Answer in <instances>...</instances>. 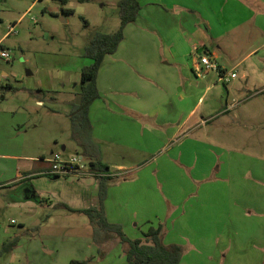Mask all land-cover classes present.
<instances>
[{
    "label": "crops",
    "instance_id": "0c3cea01",
    "mask_svg": "<svg viewBox=\"0 0 264 264\" xmlns=\"http://www.w3.org/2000/svg\"><path fill=\"white\" fill-rule=\"evenodd\" d=\"M141 5L137 21L126 27L117 52L104 59L97 77L101 98L90 110L93 138L111 175L105 202L108 220L122 225L131 239L143 238L150 227L161 225L166 244L186 247L182 264H264V173L215 172L208 149H199V144H204L191 138L206 122L204 115L197 117L210 89L197 83L202 55L213 56L228 72L230 59L231 72L241 74L246 82L245 92L251 91L250 81L264 77V0H141ZM7 35L0 39L4 49ZM29 92L37 94L39 106L47 95L55 99L59 93L53 86ZM76 102L69 99L66 103L72 110ZM0 112L4 118L10 110ZM2 122L0 119V125ZM53 139L56 143L66 141L58 135ZM70 147L63 143L62 152L53 150L51 158L25 157L27 163H15L10 169L2 160L21 161L22 146L19 154L0 152V172L15 173L12 180L0 182V198L3 190L26 181L60 180L46 172L54 155L66 159L76 155L65 156ZM160 150L164 154L155 156ZM76 153L83 154L80 147ZM66 182L73 184L68 191H53L52 196L47 192L40 197V204L55 210H68L56 208L57 204L75 210L99 205L100 184L90 169L68 176ZM201 183L204 185L199 187ZM219 184L222 187L217 188ZM221 188L225 200L219 202L213 196ZM36 192L38 195L39 189ZM73 213L82 216L79 225L85 230L73 224H61L57 230L48 225L51 232L44 237L70 247H46L58 254L47 264L88 258L89 264H94L92 225L85 214ZM52 217L47 215L46 222ZM13 231L0 222V249L13 239ZM111 244L122 246L115 234H107L104 245ZM62 247L69 251L62 254L58 250ZM125 250L123 245L115 262L108 258L96 264H126Z\"/></svg>",
    "mask_w": 264,
    "mask_h": 264
},
{
    "label": "rangeland",
    "instance_id": "374dc122",
    "mask_svg": "<svg viewBox=\"0 0 264 264\" xmlns=\"http://www.w3.org/2000/svg\"><path fill=\"white\" fill-rule=\"evenodd\" d=\"M118 1L70 0L63 6L59 0H0V39L16 25V33L7 35L4 41L11 59H0V110H10V114H5L4 118L0 112V119L3 120L0 125V152L19 154L22 146L23 156L21 161L5 157L2 164L6 169L24 160L23 163H27L31 157L36 160L51 158L53 150L62 152L63 143L72 146L65 156L68 153L77 154L79 147L74 142L73 127L68 117L71 106L66 102L69 99L79 101L82 87L79 74L91 64L85 57L91 37L96 32L113 33L119 29L121 15ZM63 9L74 12L68 14ZM231 63L230 59L226 63L230 72ZM218 78V72L213 71L197 79L198 84L205 83L210 89L197 116H205V125L191 138L204 144H199V149H208L215 161V172L226 174L229 171L236 175L264 173V77L250 81L251 91L248 92L244 91L246 82L241 80V74L226 85L219 83ZM50 86L59 91L55 99L47 95L44 105H37V94L32 95L29 91L39 87L46 90ZM206 88H203V93ZM230 92L233 94L228 96ZM54 135L66 141L56 143ZM161 154H164L163 150L155 156ZM37 164L46 165V162H35ZM2 176L5 178L1 180ZM14 176L15 173L0 172V182L10 181ZM67 177L55 181H26L10 190H3L0 222L2 227L14 230L13 239L18 237V245L8 253L0 249V264H47L54 261L58 254L50 253L46 247L62 244L44 237L51 232L48 225L57 230L61 224H73L85 230L79 225L80 214L64 209L55 210L39 202L47 192L51 195L53 191H68L73 184L66 182ZM155 179L158 180L157 177ZM220 187L222 185L219 184L217 188ZM223 193L221 188L219 193L214 192L213 198H219V202H222L225 200ZM7 203L14 206L9 207ZM3 213L4 217H1ZM49 214L53 217L47 223ZM40 221L41 224L36 227L35 224ZM92 245L95 252H92L91 263L94 264L108 258L115 262L119 260V252L122 253L123 244L118 248L114 244L108 247L94 240ZM62 246L70 247L65 243ZM58 250L62 254L69 251L67 247Z\"/></svg>",
    "mask_w": 264,
    "mask_h": 264
},
{
    "label": "trees",
    "instance_id": "16d2710c",
    "mask_svg": "<svg viewBox=\"0 0 264 264\" xmlns=\"http://www.w3.org/2000/svg\"><path fill=\"white\" fill-rule=\"evenodd\" d=\"M65 6L70 0H59ZM117 6L120 10L121 24L113 33L96 32L90 39L85 57L91 64L85 66L81 72V91L79 101L72 104L68 117L72 123L73 138L81 148L83 155L90 160V171L99 180L100 190L98 206L88 209L75 210L66 204H57L56 208H65L73 212L85 214L93 227L94 240L99 245H104L107 234H115L120 242L126 246V264H182L183 256L187 249L180 244H166L162 226L150 227L143 234V238L131 239L120 224H113L108 220L105 202L108 198L110 169L102 162L98 144L93 138V124L90 117L92 104L101 98L97 85L99 70L108 55L117 52L125 38V29L129 24L135 23L139 17L142 5L141 0H119ZM72 14L74 10L63 9ZM2 48V46H1ZM18 245V237L5 243L1 251L8 253ZM86 261H72L71 264H89Z\"/></svg>",
    "mask_w": 264,
    "mask_h": 264
},
{
    "label": "built area",
    "instance_id": "2783aa9c",
    "mask_svg": "<svg viewBox=\"0 0 264 264\" xmlns=\"http://www.w3.org/2000/svg\"><path fill=\"white\" fill-rule=\"evenodd\" d=\"M16 26L13 25L9 31V34L16 33ZM0 59L9 61L11 54L7 49L0 46ZM201 65V77H205L208 73L216 71L219 74L218 82L224 85L228 84L233 79L237 78L236 72L223 71L219 66L216 59L209 55L204 54L200 58ZM86 169H90V160L83 154H76L69 159L62 157L60 154H56L50 161V169L46 172V175L50 177H66L83 172Z\"/></svg>",
    "mask_w": 264,
    "mask_h": 264
},
{
    "label": "water",
    "instance_id": "95a60500",
    "mask_svg": "<svg viewBox=\"0 0 264 264\" xmlns=\"http://www.w3.org/2000/svg\"><path fill=\"white\" fill-rule=\"evenodd\" d=\"M55 179H59L60 177H54Z\"/></svg>",
    "mask_w": 264,
    "mask_h": 264
}]
</instances>
